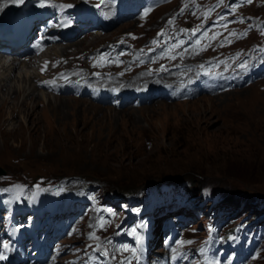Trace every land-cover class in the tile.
Masks as SVG:
<instances>
[{
  "label": "rangeland",
  "instance_id": "1",
  "mask_svg": "<svg viewBox=\"0 0 264 264\" xmlns=\"http://www.w3.org/2000/svg\"><path fill=\"white\" fill-rule=\"evenodd\" d=\"M65 1L76 8H100L111 21L119 17L113 15L114 5L125 6L124 0ZM145 2L150 13L141 22L135 16L126 19L103 31L96 44L66 53L61 63L70 62L80 73L95 69L94 87L122 73L126 80L116 89L113 85L111 101L121 96L114 95L117 90L138 95L134 103L143 106L117 109L63 96L73 102L55 103L47 111V141L32 143L28 132L0 141V168L6 172L0 176V194L10 198L13 214L15 201L24 209L37 200L52 213L67 201L79 209L82 221L74 215L77 227L66 228L63 236H71L60 241L56 262L49 264H193L190 258L178 259L187 251L203 256L197 264L213 253L226 255L232 264L238 251L236 264H264V0ZM28 9L40 11L36 4ZM133 34L139 37L125 39ZM130 43L140 54L164 52L149 66H140L139 59L133 65L126 61ZM110 47L113 59L123 56L116 66L102 70L82 60L100 48L101 54L111 53ZM69 70L55 71L51 81L58 74L77 75L74 67ZM175 86L181 91L173 99ZM158 91L170 98L154 102ZM144 94H149L146 100L140 97ZM222 198H228L222 207L231 208L223 214L219 208L216 218L212 210ZM235 198L239 204L229 202ZM254 216V226H243ZM166 246L175 256L172 262L161 251ZM219 263L226 264L215 259L206 264Z\"/></svg>",
  "mask_w": 264,
  "mask_h": 264
},
{
  "label": "bare ground",
  "instance_id": "2",
  "mask_svg": "<svg viewBox=\"0 0 264 264\" xmlns=\"http://www.w3.org/2000/svg\"><path fill=\"white\" fill-rule=\"evenodd\" d=\"M19 1H23L22 2L23 4L20 5L18 0H0V21L9 18L12 15L20 16V15H23L26 13H32V14H34L35 12L40 13L42 11L47 10V8H48V6L44 5L45 0H19ZM34 1L36 3H33ZM99 1H101V0H99ZM109 1H111V0H109ZM26 2H27V5H24ZM31 4H33V5L36 4L39 7L40 11L34 12L32 10H29L28 5L30 7ZM109 4L110 3L106 2L104 4V7L108 9ZM17 5H20V7H18V9L15 11L14 7H16ZM119 6L114 5L115 9L113 11L114 12L113 15H115V13L120 14L122 12V10L124 9L123 6L118 8ZM87 7H89V5ZM87 7H84V6L81 7L80 6L79 8H76V7H74V8H75V10H80V11L86 10L87 11L86 14H88L91 17H94V18L101 17L100 20H101V23H103L102 26L107 25L109 22H111V24H114L117 21V19L119 18V17H117L115 19H112V21H111V17L108 15V13L101 12L100 8H91V10L90 9L88 10V9H86ZM10 11H12V12H10ZM4 12H9L10 14L7 16L1 15ZM96 13H101V16L97 15ZM102 26H101V28H102ZM92 29H93L92 31H90L86 36H84V37H91L90 40L82 41V40H79V39H81V37H80V38L75 40L76 42L74 41V39L72 40L75 43H73V42H71V44L65 43V44H63V45H65L63 47L61 46V44H56V45L52 46L51 48L47 49L44 53H42L40 56H38L36 58H29V57L23 58V57H21V59H13V62H7V61L3 60L0 56V141L4 140V138H6V137L22 135V134H25L26 132H28L30 137L32 136V139L30 138L32 143H35L39 140H42V138L44 139V141H47V137L49 134V128L47 126L46 120L44 119V117H47V111L49 109L56 108L55 103L59 102L62 104V106H64L65 104L71 105L73 102L72 100L71 101L67 100L68 98L66 99L65 97H61L58 95L52 96V95L40 90L41 88L44 89L45 85H48V81L49 80L51 81L54 77L55 70H47L48 66H50L52 64V62H54L55 60H56V62H58V66H60L62 63V59L65 57L66 53H71V54L78 53L79 48L83 47L85 44L92 46V45L96 44L99 40L104 38L103 36H105V34L104 35L101 34L102 32H100L99 34H97V33L94 34L93 31H97V30H95L94 26H92ZM75 32L77 33L76 37H78L80 30L77 28L75 30ZM91 34H93V35H91ZM111 45H114V44L112 43ZM109 50L111 53H105V52H104L105 54L100 53L99 59L95 64V65H97L98 68H100L102 70H106L108 68H111L113 66L118 65L119 64L118 61L123 59L122 55L120 56V59H118V60L116 58L113 59L112 55L116 56L115 49L110 47ZM109 50H107V51H109ZM142 53H144V52H142ZM127 55H128V53H127ZM101 57H103L104 59L101 60L100 59ZM71 76H72V78H69L67 80L65 79V80L67 82L74 81V84L77 85V83H78V84H81L82 86H88L90 84L88 82H82V81L80 82V80L78 81V75H71ZM65 78H67V77H65ZM213 78H215V81H216V77H213ZM65 80H62V81L60 80L58 82H63ZM223 81H225V80H223ZM44 83H45V85L43 86ZM179 86H175V87L178 88ZM182 86L183 85H181V87ZM206 87H207V85H206ZM74 88L76 89V91L78 90V86L74 87ZM212 88H213V86H212ZM207 89H209V87ZM54 90L60 91V94L62 95L65 93L66 87L65 86H61L60 88L55 87ZM176 90L177 89H175L173 95L175 94ZM125 94L128 96H131L128 93H122V94L116 93L114 95L115 96L116 95L123 96ZM62 96H65V95H62ZM148 96H149V94L148 95L144 94L140 97H142L144 100H146ZM166 96L169 97L168 95H166ZM166 96H164V97L167 98ZM105 100L111 101L110 98H107V99L105 98ZM63 101L65 103H63ZM155 101H157V100H154V102ZM136 104H138V100H137ZM38 106H42V109L38 110V108H37ZM13 162H15V161L13 160ZM13 165H15V163H13ZM14 204H15V208H12V209H15V211H17V212L16 213L14 212L15 217L13 218L12 221H10V222L7 221V223H6L5 219L4 218L2 219V216H0V226L2 227V228H0V245H1V248H2V235L5 237V240H10L11 235L18 230V229H16L17 227H14L13 225H14V222L16 220L17 221L19 220L18 213H20V211L18 209L20 207L23 208L24 206H19L18 203H16V201ZM9 207H11V205ZM7 246H8V243H6L4 245V247H7ZM59 246H60V241H58L55 246L53 245V247H55L54 248L55 252L53 253L54 254L53 263L56 262V259L58 256ZM7 252H8V254H4L0 258V264H19V263L23 264V261L21 260L22 256L20 254H17V257L15 259H13V257L16 255L14 249L10 248V249H8ZM30 264H37V263L30 262ZM46 264H49V263L47 262Z\"/></svg>",
  "mask_w": 264,
  "mask_h": 264
},
{
  "label": "trees",
  "instance_id": "3",
  "mask_svg": "<svg viewBox=\"0 0 264 264\" xmlns=\"http://www.w3.org/2000/svg\"><path fill=\"white\" fill-rule=\"evenodd\" d=\"M239 199H231V200H229V202H231V203H235V204H239V201H238Z\"/></svg>",
  "mask_w": 264,
  "mask_h": 264
},
{
  "label": "water",
  "instance_id": "4",
  "mask_svg": "<svg viewBox=\"0 0 264 264\" xmlns=\"http://www.w3.org/2000/svg\"><path fill=\"white\" fill-rule=\"evenodd\" d=\"M5 174H6V172L3 169L0 168V176H3Z\"/></svg>",
  "mask_w": 264,
  "mask_h": 264
},
{
  "label": "snow or ice",
  "instance_id": "5",
  "mask_svg": "<svg viewBox=\"0 0 264 264\" xmlns=\"http://www.w3.org/2000/svg\"><path fill=\"white\" fill-rule=\"evenodd\" d=\"M18 2H19V0H18ZM248 2H251V0H248ZM193 34H195V33H193ZM233 35H235V34H233ZM100 59L103 60L104 58L101 57Z\"/></svg>",
  "mask_w": 264,
  "mask_h": 264
}]
</instances>
